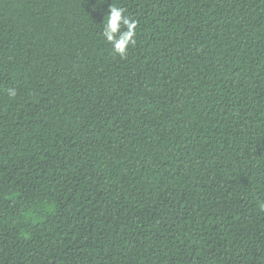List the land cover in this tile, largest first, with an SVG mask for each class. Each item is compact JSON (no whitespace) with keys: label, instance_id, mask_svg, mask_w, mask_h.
<instances>
[{"label":"trees","instance_id":"obj_1","mask_svg":"<svg viewBox=\"0 0 264 264\" xmlns=\"http://www.w3.org/2000/svg\"><path fill=\"white\" fill-rule=\"evenodd\" d=\"M261 203L264 0H0V264H264Z\"/></svg>","mask_w":264,"mask_h":264},{"label":"clouds","instance_id":"obj_2","mask_svg":"<svg viewBox=\"0 0 264 264\" xmlns=\"http://www.w3.org/2000/svg\"><path fill=\"white\" fill-rule=\"evenodd\" d=\"M138 22L130 19L126 9L118 4H111L108 14L104 17L102 35L112 45L115 54L124 57L127 53L129 44L134 45L136 40V28ZM10 97L16 96L15 89H9ZM261 210H264V203L260 204Z\"/></svg>","mask_w":264,"mask_h":264}]
</instances>
